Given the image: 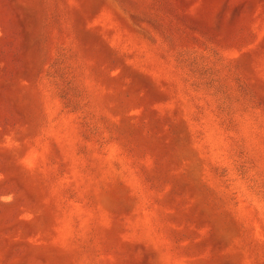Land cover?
<instances>
[{"label": "rangeland", "instance_id": "obj_1", "mask_svg": "<svg viewBox=\"0 0 264 264\" xmlns=\"http://www.w3.org/2000/svg\"><path fill=\"white\" fill-rule=\"evenodd\" d=\"M0 264H264V0H0Z\"/></svg>", "mask_w": 264, "mask_h": 264}]
</instances>
